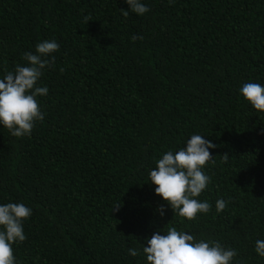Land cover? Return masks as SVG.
I'll return each instance as SVG.
<instances>
[{
	"label": "trees",
	"instance_id": "1",
	"mask_svg": "<svg viewBox=\"0 0 264 264\" xmlns=\"http://www.w3.org/2000/svg\"><path fill=\"white\" fill-rule=\"evenodd\" d=\"M141 3L142 16L126 0H0V79L38 43L60 46L36 85L44 119L23 137L0 125V204L32 209L16 264H148L143 247L171 226L264 264V112L239 91L264 86V0ZM194 134L216 147L197 197L211 210L189 221L149 173Z\"/></svg>",
	"mask_w": 264,
	"mask_h": 264
},
{
	"label": "clouds",
	"instance_id": "2",
	"mask_svg": "<svg viewBox=\"0 0 264 264\" xmlns=\"http://www.w3.org/2000/svg\"><path fill=\"white\" fill-rule=\"evenodd\" d=\"M172 2L169 0V3ZM126 3L138 15L149 11L141 0H126ZM122 14L128 17L129 11L122 9ZM131 39L135 41L143 37L133 35ZM59 47L54 40L38 43L35 54H22V59L28 62L27 66L17 64L14 71H7L0 79V125L8 129L12 136L30 135L34 122L44 119L37 96L47 95L48 88L36 85L43 74L42 69L50 64L44 57L58 51ZM239 91L255 110L264 112V86L247 82ZM215 147L212 141L194 134L187 140L186 147L175 153L168 151L163 154L149 173L150 181L156 185L155 193L167 201L175 213L189 221L195 220L199 213L207 214L211 210L207 201L201 202L197 197L210 182L211 178L202 169L210 161L215 163L209 151V148ZM223 159L226 162L228 155L224 154ZM225 207L226 201H216L217 212ZM159 212L161 216L165 214L163 206ZM31 213L32 209L23 203L0 204V264H16L12 246L26 239L22 222ZM139 251L129 248L132 256L138 255ZM255 251L264 257V240L256 241ZM143 254L148 264H231L237 252L235 249H225L219 241L197 242L193 235L171 226L165 235L154 233L148 239L147 246L143 247Z\"/></svg>",
	"mask_w": 264,
	"mask_h": 264
}]
</instances>
